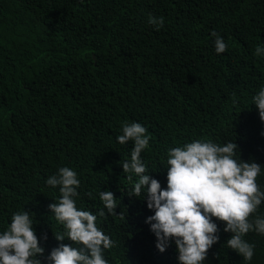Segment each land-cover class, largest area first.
Instances as JSON below:
<instances>
[{
    "label": "trees",
    "instance_id": "obj_1",
    "mask_svg": "<svg viewBox=\"0 0 264 264\" xmlns=\"http://www.w3.org/2000/svg\"><path fill=\"white\" fill-rule=\"evenodd\" d=\"M10 1L0 0V233L25 210L44 256L71 243L53 235L64 231L48 208L60 193L46 183L70 167L76 207L115 242L103 253L109 264H180L173 240L157 249L146 197L128 193L138 177L122 169L133 147L116 139L123 123L146 128L141 159L162 188L168 150L210 140L233 141L237 157L261 164L264 190V122L252 101L264 87V55L254 54L264 47V0H14L15 11ZM213 31L227 51H215ZM100 191L114 194L119 214L98 215ZM213 220L219 239L204 264H264V235L244 237L255 245L246 261Z\"/></svg>",
    "mask_w": 264,
    "mask_h": 264
},
{
    "label": "clouds",
    "instance_id": "obj_2",
    "mask_svg": "<svg viewBox=\"0 0 264 264\" xmlns=\"http://www.w3.org/2000/svg\"><path fill=\"white\" fill-rule=\"evenodd\" d=\"M148 22L158 30L164 17L150 15ZM211 36L218 54L227 51V44L217 32ZM254 54L264 55V47L258 45ZM252 101L264 122V87ZM146 132L138 122L123 123L122 134L116 139L121 145L133 142L130 160L122 163V169L138 177L129 195L146 197L147 207L154 210L146 222H151L157 249L164 252L173 240L180 264H204L208 250L219 239L215 218L224 222V232L231 233L225 246L250 261L255 245L244 237L250 231L264 235V217L256 215L264 202V190L256 182L261 164L237 157L238 145L233 141L220 145L210 140H193L168 150L167 185L162 188L157 179L147 174L148 167L141 159V153L149 146ZM127 180L132 183V175ZM46 183L58 186L60 193L58 202L50 203L48 208L64 231L53 235L57 241L71 243H59L44 256L45 249L35 234L29 211L14 212L0 233V264H42V256L47 264H109L103 253L115 242L97 227V215L76 207L74 197L79 195L80 186L77 173L70 167H60ZM99 198L104 206L98 212L100 217L106 216L105 209L109 215L119 214L114 211L117 199L111 191H100ZM46 238L45 235L43 239Z\"/></svg>",
    "mask_w": 264,
    "mask_h": 264
},
{
    "label": "rangeland",
    "instance_id": "obj_3",
    "mask_svg": "<svg viewBox=\"0 0 264 264\" xmlns=\"http://www.w3.org/2000/svg\"><path fill=\"white\" fill-rule=\"evenodd\" d=\"M13 3L10 1V5L13 7L11 10L15 11L16 10V7H15V3H14V0H12Z\"/></svg>",
    "mask_w": 264,
    "mask_h": 264
}]
</instances>
